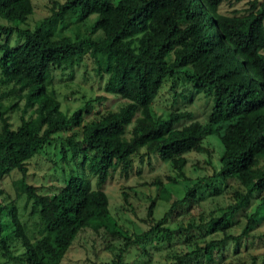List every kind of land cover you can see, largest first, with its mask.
Wrapping results in <instances>:
<instances>
[{
    "label": "trees",
    "instance_id": "16d2710c",
    "mask_svg": "<svg viewBox=\"0 0 264 264\" xmlns=\"http://www.w3.org/2000/svg\"><path fill=\"white\" fill-rule=\"evenodd\" d=\"M223 1L241 0H63L52 2L49 14L27 29L19 25L32 12L30 0H0V85L24 91L21 112L31 113L20 116L12 129L0 111V179L11 170L19 173L12 197H23L24 206L29 202L28 216L35 217L28 228L13 205L8 206L9 221L0 222V264H58L85 228L122 239L116 257L155 232L166 239L194 232L183 235L184 240L192 238L194 249L176 256L174 264H188L198 256L209 261L213 251L231 242L235 252L238 239L264 216V4L251 0L245 13L226 15L218 12ZM90 15L94 18L84 35L56 33V25L67 18L82 21ZM11 34L13 45L8 44ZM85 55L105 77L102 91L124 102L80 124L90 113L89 100L66 116L47 85L51 70L71 69ZM165 81L188 84L192 92L211 100L203 122L187 111L171 110L163 119L153 116L150 104ZM77 126L79 141L68 136L66 142L72 157L79 154L88 160L93 187L69 174L57 192L37 193L24 181L26 162L58 131ZM206 135H215L221 145L219 167L206 180H234L240 190L232 192V203L218 208L204 223L188 221L169 230L162 227V218L152 221L150 201L145 214L151 226L133 237L122 231L109 214L104 192L110 172L118 168L126 177L131 159L144 149L168 161L184 179L182 155L206 153L201 144ZM200 182L204 180L173 201L167 212L190 203ZM129 191L132 187L120 192L124 204ZM253 197L257 205L233 236L229 219ZM213 233L220 238L201 246L194 241ZM251 259L249 264H255ZM256 264H264V252Z\"/></svg>",
    "mask_w": 264,
    "mask_h": 264
},
{
    "label": "rangeland",
    "instance_id": "374dc122",
    "mask_svg": "<svg viewBox=\"0 0 264 264\" xmlns=\"http://www.w3.org/2000/svg\"><path fill=\"white\" fill-rule=\"evenodd\" d=\"M63 0H30L32 12L27 16L20 28L31 29L41 18L49 14L52 2ZM249 1L241 0L236 3L223 1L218 6V12L222 14H243L249 9ZM263 2L264 0H255ZM94 16L77 21L74 17L66 19V23L56 25V33L73 36L84 35ZM95 33L93 37H97ZM2 41L0 37V42ZM14 34L8 38V44H15ZM95 64L89 56L82 57L78 65L71 69L50 71V80L47 88L55 91L59 110L66 116L89 100L90 113L84 114L80 124H83L104 110H113L124 101L118 96L104 93L102 83L104 75L95 72ZM23 92H19L10 84L0 85V111L7 117L12 129L19 122V117L27 118L31 115L30 110L21 112L23 106ZM211 100L202 94L192 92L188 84L177 82L174 86L167 81L159 87L156 96L150 104L153 116L163 119L171 110L187 111L191 113L192 119L203 122L210 110ZM141 118V116H138ZM143 118V117H142ZM137 119V116H136ZM185 122V121H184ZM179 122V126L184 123ZM79 127L58 131L43 145L38 153L26 162V173L24 181L35 187L36 192L50 195L57 192L63 185L69 174H76L92 188L94 178L88 171V160H83L79 154L71 156V147L66 142L68 136L73 141H79ZM129 129V126L127 127ZM205 152H187L182 155L184 165L182 166L183 178L176 175L177 170L171 167L168 161H160L154 154L145 153L144 149L131 159L130 171L123 176L118 168L110 172L104 184V192L108 200V211L112 219L130 237L139 234L151 226L146 217V208L150 201L151 219L156 221L162 218L161 225L169 230L176 229L178 225L185 226L188 221L193 223H204L210 217L216 215V210L232 203V192L239 191L240 187L232 179L226 181L206 180L212 173L216 172L219 164L218 158L221 153V145L215 135H206L201 142ZM78 149V148H77ZM62 150L64 156H62ZM264 161L261 162L263 164ZM20 177L16 170H11L0 179V222L9 221L7 213L11 204L15 208V215L20 221H26L28 228L35 217H29V202L24 206V198H13L12 183ZM198 180L200 182L193 190L194 199L190 203L177 205L167 212L170 204L181 199L187 189L192 188ZM156 183H158L156 185ZM124 187H132L129 191L127 204L120 200V192ZM213 190H217L216 194ZM255 197L243 204L240 212L232 216L229 233L236 236L245 224V216L249 215L257 205ZM24 206V207H23ZM31 229V228H30ZM30 231V230H29ZM193 231L178 235L170 234L166 239L162 233L155 232L145 239L138 241L137 245L129 246L121 256L119 249L122 247V239L111 237L101 231L93 232L85 228L78 232L72 244L58 264H174L176 256L183 255L194 249L192 238L184 240L185 236L191 235ZM220 238L219 233H213L194 241L198 246L204 241ZM264 252V216L256 218L250 229L237 241L235 252L233 244L229 243L221 250L211 253V260L202 257H194L188 264H249L252 257L254 263H259L261 254ZM120 255V254H119Z\"/></svg>",
    "mask_w": 264,
    "mask_h": 264
}]
</instances>
